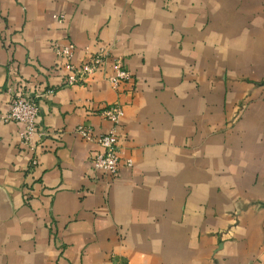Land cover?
Returning <instances> with one entry per match:
<instances>
[{
    "label": "crops",
    "instance_id": "0c3cea01",
    "mask_svg": "<svg viewBox=\"0 0 264 264\" xmlns=\"http://www.w3.org/2000/svg\"><path fill=\"white\" fill-rule=\"evenodd\" d=\"M68 42L79 66L109 49L106 71L65 86ZM115 61L132 74L117 91ZM11 85L54 91L52 136L29 174L20 125L0 126V264H264V0H0L2 112ZM115 104L113 179L74 130L108 133Z\"/></svg>",
    "mask_w": 264,
    "mask_h": 264
},
{
    "label": "built area",
    "instance_id": "2783aa9c",
    "mask_svg": "<svg viewBox=\"0 0 264 264\" xmlns=\"http://www.w3.org/2000/svg\"><path fill=\"white\" fill-rule=\"evenodd\" d=\"M59 23H64L65 16L56 15L54 17ZM76 46L72 42L63 45L56 44L54 53L58 61L63 62L64 68L68 74L65 86L76 87L86 85L90 79L99 71H106L111 53L109 49L101 48L95 53H87V59L83 64L74 63ZM132 79V74L128 71L122 62L115 61L113 64V73L108 76L107 81L115 91L120 86ZM7 93L10 97V108L7 112L1 111L0 106V126L15 123L20 125L19 133L20 146L30 155L28 173H34L38 167V141H43L52 136L48 130H38L37 120L40 116V99L47 94L52 95L53 90L43 94L31 95L20 92L14 86L7 87ZM104 119L111 123V129L108 133L95 136L94 130L89 126H77L74 133L80 136L88 143H95L100 151L92 158V164L95 171L115 179L118 177L119 169L122 163V152L119 146L121 123L124 118L123 107L119 104L107 105L99 113ZM127 167H132V160H125Z\"/></svg>",
    "mask_w": 264,
    "mask_h": 264
}]
</instances>
